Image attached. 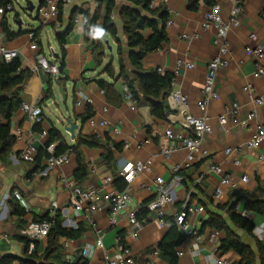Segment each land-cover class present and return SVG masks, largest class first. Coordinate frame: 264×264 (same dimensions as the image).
<instances>
[{"label":"crops","instance_id":"0c3cea01","mask_svg":"<svg viewBox=\"0 0 264 264\" xmlns=\"http://www.w3.org/2000/svg\"><path fill=\"white\" fill-rule=\"evenodd\" d=\"M115 3L117 6L129 5L125 0H115ZM215 4L220 6L223 17H226L230 8L228 0H213L211 5L200 1L197 10H189L186 0H168L165 5L168 10L167 18L171 20V24L165 26L167 39L160 48L145 54L141 60L143 69L161 67L162 71L168 72L173 71L178 58L194 63L191 68L181 69L175 77L177 85L188 97L189 111L194 115H200L197 103L201 99L200 90L205 78L206 63L216 54L217 50L213 43L215 28L213 26L208 29L201 27L205 12ZM99 5L97 0H77L62 8V21H56L57 26L51 23L41 26L36 34L39 44L38 52L45 56L41 42L42 35L46 38L49 46L51 38L56 43V48L49 47L48 56L51 61L58 62L63 48L65 65L59 75L63 81L56 84L57 78H53L43 70H39L37 73L30 72L21 87V96L23 102L26 103L33 102L37 96H41L39 106L44 117L40 123L42 130L46 131L51 125L55 126L67 144L75 143L79 135H95L104 139L107 134L114 141L121 142L122 145L124 142L129 144L126 148L121 146L120 151H114L116 171L120 170L123 162H145L147 160H150L151 169L148 172L135 175L129 182L130 200L115 224L109 223L108 209L91 213L90 220L86 218L84 212L80 213L76 219L85 228L77 239L69 240L66 247L62 245L66 258L73 259L79 254L81 247L86 244H94L95 239L100 236L103 247L95 248L87 264H104V253L113 255L118 252V247L115 246V237L121 235L122 243L127 245L133 253L134 264H169V258L157 248L159 241L168 230V222L165 220L163 224H160L155 219V214L150 213L149 221L137 229L136 236H132L129 234L130 227L126 217L129 211L138 210L141 205L154 197L153 179L155 176L164 179L173 196V201L164 207L165 217H174L186 200L191 205L197 204L203 208L201 213H191L188 216L199 239L190 238L182 241L177 247L182 251V254L177 256V264H213L214 257L220 255L209 239L210 233L217 230L207 225L202 226L203 220L208 216L207 211L218 213L224 217L241 240L256 252L255 238L264 243V213L248 211L249 219L254 223L253 236H250L231 224L226 209L232 202H236L241 208H244L248 198L258 197L259 189H264V142L257 148L246 145L255 126L257 124L264 126V103L257 105L253 100L255 95L264 93V76L254 75V60L251 55L244 52L246 44L264 45V0H244L243 11L238 15L239 24L230 28L227 34L230 51L229 63L226 67L220 68L216 75L215 81L219 97L211 100L207 108L212 131L205 135L198 159L187 167L183 166L186 150L178 139H174L177 143L170 158L164 159L160 154V149L173 141L172 138L164 134L167 127L171 128L173 134L180 131L185 135L187 132L181 126L178 116L171 107L170 100L166 97L170 112L164 118L152 115L148 104L143 101H139L136 109L131 110L121 98L122 79L112 78L103 72L105 64L109 61L114 66L115 74L118 70L116 42L107 32L100 35V39L105 44L104 56L101 64H96L92 54L93 46L83 38L82 19L86 11L93 12ZM100 7L102 12L103 5L101 4ZM71 12H74L73 26L66 35L65 43L61 48L55 38V32L63 29ZM113 15L118 35L124 41L121 20L116 9L113 11ZM6 17L8 22V14ZM10 29L16 31L11 26ZM18 29H21V26ZM29 29L21 30L22 32L11 39H4L2 35L1 43L7 48L16 49L21 61V68L31 70L37 52L29 47L27 35ZM148 32L149 30L143 31L144 34H148ZM194 33H197V36L190 39L182 36V34L192 35ZM250 33L255 34L254 40L249 38ZM49 34L52 35L51 38ZM98 35L99 28L95 38ZM108 45L110 49H108ZM96 79H104L112 83L115 94H110L107 99L103 90L96 83ZM49 81L51 94L48 97L46 89L49 86ZM58 85L63 87L64 95L58 90ZM247 85L249 90L245 89ZM78 93L90 97L92 102H80L77 97ZM59 99L61 103H59ZM234 101L240 104L241 116L249 111H255V117L247 126L235 125L230 120L225 123L218 122L217 117L223 113L224 106ZM87 107L95 119L106 117L112 123L118 124L119 132L112 134L102 127L89 126L86 122L87 119H83ZM104 107L106 110L103 109ZM65 115L78 124L74 130L73 139L69 132L63 129ZM0 120L2 121L1 116ZM9 126L15 140L10 150L3 156L0 155V191L3 194L18 190L29 205V211H25L22 216L11 212L13 204L16 203L12 198L8 199L6 206L0 209V260L2 257H10L8 264H12L19 262V257H23L31 251L29 245L28 248H25L23 241L17 238V235L25 236L23 229L26 221L45 214L53 216L60 213L62 220H64L65 214L73 216L70 209L67 212L65 210L69 201V191L60 178L64 176L68 181H75L74 171L77 163L75 154L71 152L68 162L49 168L44 165L45 158H43L41 166L33 171V162L22 160L19 157V152L24 148L33 147L36 155L38 148L43 145L46 135H40V131L34 128V123L30 121L27 113L21 107L12 114ZM17 133L20 136H17ZM146 139L150 141L140 146L137 145ZM228 146L234 147L235 151L226 153L225 148ZM79 150L88 169L87 176L81 186H93L101 191L106 190L108 186L102 188L101 178L110 173V170L102 159V148L81 144ZM234 157L239 160L238 165L233 163ZM175 164H180L181 168L174 174L171 167ZM211 164L220 165L223 173L229 175L236 182L234 187L223 186L219 197H215L213 191L220 182V175L210 170ZM243 175L247 176L245 182L240 180ZM53 201H56L57 207L51 206ZM216 204L223 207L217 208ZM217 236L219 240L223 236V232L217 231ZM63 240L64 237H61L59 240L61 244ZM35 241L36 252L39 254L47 244V237ZM155 249L157 253L154 254ZM222 257L231 264L239 262V256L233 251L222 254Z\"/></svg>","mask_w":264,"mask_h":264},{"label":"built area","instance_id":"2783aa9c","mask_svg":"<svg viewBox=\"0 0 264 264\" xmlns=\"http://www.w3.org/2000/svg\"><path fill=\"white\" fill-rule=\"evenodd\" d=\"M77 0H42V2L37 7V18L40 20V24L46 25L48 23L54 24L57 26L56 18L59 12V8H63L74 3ZM168 0H150L149 5L151 7L157 5L158 3H167ZM230 3V8L228 15L223 17L221 13L220 6L215 4L204 14L203 20L201 22V27L203 29H208L213 26L215 28L213 43L216 46V54L210 58L206 63L205 78L201 87V99L197 103V107L200 111V115H194L189 111V100L186 94H184L181 88L177 85L175 77L181 69L191 68L194 66L192 61L178 58L175 61V66L172 71V78L170 83V90L167 94V98L171 102V107L175 111L178 119L180 120L181 126L186 129V134L178 131L176 134H173L170 127H167L164 130V134L173 139V141L166 146H163L160 149V154L164 159H168L171 156L172 151L176 147V140L178 139L181 145L186 150V155L183 161V166H190L198 159V155L201 149L202 141L208 133L212 131V126L210 123V118L207 113V108L211 100L219 97L218 90L216 88V75L220 68L226 67L229 63V43L227 40V34L230 28L236 27L239 24L238 15L243 11L244 0H228ZM13 10L12 2H8L4 5H0V16L5 13ZM114 15L111 14V19L113 20ZM76 21V20H74ZM171 20L169 18L165 21V26L170 25ZM30 28L27 30V35L29 38V47L30 49L37 52L35 63L31 67V72L37 73L39 70L51 75L53 78H57L60 75L59 63L56 61H51L49 58L41 54L39 51V44L36 34ZM2 32L0 30V57L5 61H10L14 57H18V52L14 48H7L1 43ZM185 38H193L197 36V33L192 35L182 34ZM249 38L254 40L256 38L254 33L249 34ZM244 52L254 60V75L257 77L264 76V45L261 44H246L244 46ZM51 56V55H50ZM159 72H162L161 67H157ZM249 90V86L245 87ZM120 93L122 101L127 105L131 110L136 109L137 101L133 97V94L126 83L123 81L120 84ZM78 100L80 102L90 103L92 99L82 93H78ZM41 96H37L33 102L26 103L22 102L20 107L27 113L30 121L32 123H41L44 119L42 114L41 107L37 104ZM254 103L260 105L264 103V93L254 96ZM106 110V107L103 108ZM255 117V111H249L245 115H240V104L236 101L231 104L224 106L223 113L219 114L217 120L219 123H225L227 120H230L235 125L247 126L250 121ZM86 122L89 126L95 128L97 126L102 127L108 130L110 133L115 134L119 132V126L116 123H112L106 117H102L97 120L93 116L87 118ZM40 135H46L45 130L40 131ZM17 136H20L17 133ZM174 139H176L174 141ZM150 140L146 139L139 142L137 145L140 146L144 143H148ZM264 142V126L257 124L251 133L249 139L246 141L248 147L257 148L260 144ZM128 142L123 143V147H128ZM54 146L55 143H49L46 146L48 156L45 158V166L53 167L59 166L69 161L71 149L59 154L54 155ZM235 151L234 147L228 146L225 148L226 153H232ZM19 157L27 162H32L35 158V149L33 147L24 148L19 152ZM233 163L238 165L239 160L237 157H234ZM181 165L175 164L171 167L172 172L175 174ZM210 170L220 175V182L215 186L213 194L215 197H219L222 193V187L225 185L236 186V182L227 174L223 173V170L218 164H211L209 166ZM151 169L150 160L145 162H123L119 170L120 175L127 182L124 189L118 191L113 185V176L111 173L105 174L101 178L102 188H108L104 191L93 186H81L74 180H66L64 176L60 178L62 182L65 183L69 191V201L65 206L66 212L70 209L73 213V216L65 214L64 220H62V225L65 227L75 228L77 226V217L81 212H84V215L87 219L90 220V214L95 211H104L109 210V223L115 224L118 216L122 213L127 202L130 200L129 194V182L131 179L142 172H148ZM45 173V171H44ZM241 181L245 182L247 176L243 175L240 178ZM155 184V194L152 199L145 203L147 208V213L141 218L136 217V210H131L127 213V221L130 227L129 234L136 236L137 229L141 228L146 224L150 219V213L155 214V219L160 224L165 222L164 219V207L173 201L172 193L169 187L165 184L164 179L160 176H155L153 179ZM14 199L20 207L25 211H29V205L26 198L18 191L12 190L8 193L1 194L0 191V209L6 206L8 199ZM52 207H57L56 201H53L51 204ZM234 211L239 213L242 216L248 217V211L244 208H241L237 203L233 207ZM203 211L201 205H191L188 203V200L185 201L181 210H179L175 216L174 221L178 228L182 231L184 240L190 238L199 239V235L196 234L194 226L189 222L188 216L191 213L199 214ZM51 221L43 220H33L30 219L26 221V224L23 229V234L31 239L29 242L30 250L33 248V240H39L46 237L51 228ZM209 239L213 242L214 247L217 251L219 244L217 231H213L209 235ZM71 239L64 238L62 245L66 247L68 241ZM115 246L118 247V252L109 255L107 253L103 254V263L104 264H134L135 258L131 249L122 243V237L117 235L115 237ZM103 243L100 236H98L94 244H86L81 247L79 255L88 261V259L93 255L95 248H102ZM157 253V250L153 252ZM182 254V251L177 248L176 255L179 256ZM71 260L72 258L67 257ZM19 264V262L12 263ZM213 264H231L222 256H215L213 259Z\"/></svg>","mask_w":264,"mask_h":264},{"label":"trees","instance_id":"16d2710c","mask_svg":"<svg viewBox=\"0 0 264 264\" xmlns=\"http://www.w3.org/2000/svg\"><path fill=\"white\" fill-rule=\"evenodd\" d=\"M12 0H0V5H4ZM129 5L117 6L115 0H97L102 7V12L99 7L95 8L93 12L86 11L83 15V38L93 46L92 54L97 65H100L104 56V41L100 39V35L107 32L116 42V54L118 62V70L115 74L114 66L111 61L107 62L103 68L112 78H121L131 90L133 97L137 102L143 101L148 104L150 113L157 118H164L170 112L166 96L170 90V83L172 72H159L157 68L143 69L141 60L143 56L161 47L162 43L166 41L167 34L165 30V21L168 16V10L164 3H158L151 7L150 0H125ZM187 8L189 10H197L200 1L206 4H212L213 0H186ZM118 11L121 20L122 34L124 41L118 35V30L115 23L111 19V14L114 10ZM7 12L0 16V30L5 39H11L16 36L21 29L13 31L7 22ZM14 18H18L14 14ZM74 19V12L69 15L67 23L63 29L55 32V38L59 45L63 46L65 37L72 29ZM100 20V22H99ZM56 21H62V8L59 12ZM42 24H39L33 30L37 34ZM99 28V35L95 38L97 29ZM144 30H149L148 34H144ZM61 69L64 67V51L61 49V56L58 59ZM30 70L21 68V61L19 57H14L10 61H5L0 57V155L7 153L15 140V136L10 132L9 120L17 108L23 102L21 96V87L27 77L30 75ZM59 83H62L63 78L58 76ZM96 83L103 90L107 99L110 94H115L113 84L104 79H96ZM51 88L46 89V96H50ZM41 99L37 103L39 105ZM92 116L89 107L86 108L83 119ZM34 128L41 131L40 123H35ZM55 143L54 155H59L68 149L75 154L77 167L74 171L75 181L81 185L86 178L88 169L79 150L81 144L87 146H99L102 148V159L107 164L110 173L113 176L112 185L120 191L124 189L127 182L116 171V159L114 151H120L122 143L111 139L107 134L104 139H100L95 135H79L73 144H67L60 133V131L53 125L46 130V139L42 146H40L35 155L32 170H36L41 166V160L48 156L46 146L49 143ZM146 203V202H145ZM145 203L136 210V217L141 218L147 213ZM236 202H232L226 209L228 220L236 228L243 230L250 236L254 228V223L248 217L242 216L235 212L233 207ZM217 208L223 207L220 204L215 205ZM244 209L246 211H255L264 213V189H259L258 197L248 198ZM11 212L18 216H22L25 210L14 203ZM207 218L202 222V226L207 225L217 231H222L223 236L219 239L217 252L222 254L233 251L239 256L238 264H264V243L255 238L256 252L250 245L241 240L240 236L235 233L228 225L227 221L220 214L207 211ZM49 220L51 221V228L47 237V244L41 253L36 252V241L33 240V248L27 252L25 256L19 257V264H87V260L81 255H76L73 259L66 258L60 238L77 239L84 230V225L77 223L75 228L65 227L62 225V218L60 213L53 216L45 214L33 220ZM169 227L163 238L159 241L157 248L159 251L169 258V264H177L176 249L183 241V233L178 228L174 221V217H165ZM121 236V235H120ZM122 237V236H121ZM17 238L23 241L25 248H28L29 239L26 236H19ZM10 257H2L0 264H8Z\"/></svg>","mask_w":264,"mask_h":264},{"label":"rangeland","instance_id":"374dc122","mask_svg":"<svg viewBox=\"0 0 264 264\" xmlns=\"http://www.w3.org/2000/svg\"><path fill=\"white\" fill-rule=\"evenodd\" d=\"M11 2L13 4V10L9 11L7 14H8V23L13 29L17 30L19 28L14 22L15 20L14 14H17L18 18L21 21V30H26L29 29L30 27H37L40 24V20L37 18V7L39 5L38 0H12ZM29 2H31L34 5V8L32 10L26 9ZM49 36L51 38L52 35L49 34ZM51 39H52L50 40L51 44L49 46L44 35H42L41 38L43 52L45 56L49 58V60H51L50 57L48 56L49 47L53 46L54 48H56L55 47L56 43L54 39L53 38ZM58 101L59 103H61L60 99Z\"/></svg>","mask_w":264,"mask_h":264},{"label":"water","instance_id":"95a60500","mask_svg":"<svg viewBox=\"0 0 264 264\" xmlns=\"http://www.w3.org/2000/svg\"><path fill=\"white\" fill-rule=\"evenodd\" d=\"M42 2V0H38V3L40 4ZM34 8V5L29 2V4L27 5L26 9L27 10H32ZM15 24L20 27L21 26V21L19 18L16 19ZM105 43H107V40H105ZM108 49H110V46L108 45ZM59 70L61 71V67L59 66ZM56 84H59V80L56 79ZM58 90L62 93V95H64L63 92V87L61 85H58ZM66 117H64L63 121V129L67 132H69L70 137L73 139L74 137V130L78 127V124H76L71 118H67V115H65Z\"/></svg>","mask_w":264,"mask_h":264}]
</instances>
